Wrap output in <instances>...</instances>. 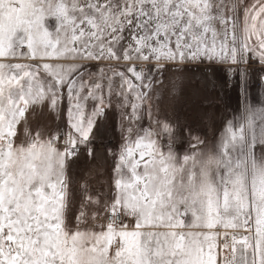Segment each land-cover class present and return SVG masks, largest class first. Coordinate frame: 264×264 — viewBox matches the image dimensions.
<instances>
[{"label": "snow or ice", "instance_id": "obj_1", "mask_svg": "<svg viewBox=\"0 0 264 264\" xmlns=\"http://www.w3.org/2000/svg\"><path fill=\"white\" fill-rule=\"evenodd\" d=\"M253 58L264 66V0H0V264H264V102H248L246 71L215 146L178 120L132 126L166 66ZM113 94L129 126L111 193L82 183L77 206L70 162L93 158ZM65 102L63 129L31 127Z\"/></svg>", "mask_w": 264, "mask_h": 264}, {"label": "rangeland", "instance_id": "obj_2", "mask_svg": "<svg viewBox=\"0 0 264 264\" xmlns=\"http://www.w3.org/2000/svg\"><path fill=\"white\" fill-rule=\"evenodd\" d=\"M256 62V66L239 69L201 63L166 66L159 74L154 73L156 82L151 93V119L147 112H142L141 119L132 125L134 130L137 127L157 128L160 126L158 122L178 120L181 127L188 125L196 129L207 145L215 146L224 134L226 121L234 120L243 109L245 97L236 86L238 71H246L248 77V102L257 107L264 102V81L260 79L264 76V66ZM118 85L116 79L114 92L119 91ZM109 100L111 107L106 109V119H101L92 137L95 144L93 158L88 157L87 149H82L79 157L70 162L69 174L77 206L84 196L82 183L89 194L95 193L103 198L111 193L112 168L129 121L128 109L122 106L126 103L123 98L113 94L106 97V103ZM92 106L89 101V108ZM66 107V102L59 112H52L46 106L37 107L29 118L31 127L39 126L45 131L63 129ZM176 140L177 153L190 151L186 135H177ZM161 144L167 147L166 138Z\"/></svg>", "mask_w": 264, "mask_h": 264}, {"label": "built area", "instance_id": "obj_3", "mask_svg": "<svg viewBox=\"0 0 264 264\" xmlns=\"http://www.w3.org/2000/svg\"><path fill=\"white\" fill-rule=\"evenodd\" d=\"M254 64H257V62H256L254 59H252V60L249 62L248 65H241L239 68H242V67H248V66H251V65L256 66V65H254ZM201 65L220 66V67H226V68H229V69H230V68H237V66H235V65H229V64H227V63H225V64H219V63L203 62V63H201ZM261 82H263V81H261Z\"/></svg>", "mask_w": 264, "mask_h": 264}, {"label": "crops", "instance_id": "obj_4", "mask_svg": "<svg viewBox=\"0 0 264 264\" xmlns=\"http://www.w3.org/2000/svg\"><path fill=\"white\" fill-rule=\"evenodd\" d=\"M255 61H257V60L255 59Z\"/></svg>", "mask_w": 264, "mask_h": 264}]
</instances>
